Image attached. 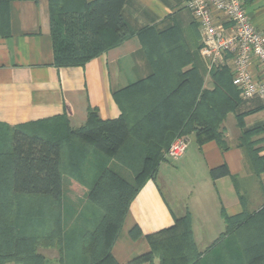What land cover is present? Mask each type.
I'll use <instances>...</instances> for the list:
<instances>
[{
    "label": "crops",
    "instance_id": "0c3cea01",
    "mask_svg": "<svg viewBox=\"0 0 264 264\" xmlns=\"http://www.w3.org/2000/svg\"><path fill=\"white\" fill-rule=\"evenodd\" d=\"M187 1L125 0V37L83 65L63 67L53 62L49 0H11L8 30L0 34V173L3 159L10 155L11 129L15 126L65 118L69 128L76 130L86 123L89 109H95L102 119L119 116L113 91L153 72L139 37L147 28L156 33L177 28L184 52L170 59L184 60L182 71L194 67L202 79V90H213V79L198 50L199 28ZM242 2L255 28L264 33V0ZM228 60L230 64V55ZM251 71L256 79L264 78L258 63H253ZM237 97V104L218 129L219 139L199 143L191 131L182 157L174 159L167 151L163 153L155 176L143 183L131 201L112 245L111 253L119 264H149L151 247L146 235L171 227L186 212L197 249L205 251L226 229L223 213L235 216L262 207L264 170L257 171L241 140L243 131L264 126V101L244 99L239 92ZM254 136L251 140L258 142L255 149L264 156V129ZM171 159L181 161L191 181L169 178ZM112 165L109 163L110 169ZM162 170L169 171L168 178ZM134 227L139 230L135 238L130 235ZM152 263L159 264V259L153 257Z\"/></svg>",
    "mask_w": 264,
    "mask_h": 264
},
{
    "label": "trees",
    "instance_id": "16d2710c",
    "mask_svg": "<svg viewBox=\"0 0 264 264\" xmlns=\"http://www.w3.org/2000/svg\"><path fill=\"white\" fill-rule=\"evenodd\" d=\"M10 1L0 0V34H6L8 30ZM65 1L49 0L55 65H83L125 37L122 17L125 0ZM139 37L153 72L124 89L113 91V98L121 111L119 116L102 119L95 109H89L86 123L76 130L67 124L63 139L32 131L31 126L39 122L15 126L11 129L10 155L3 159L0 173L1 221L18 213L17 205L25 196L48 197L57 201L62 191L64 158L69 157V163L76 169L84 157V150L78 145L89 146L91 156L105 160V167L92 187L97 189L95 198L109 199L102 204L106 206L105 217H108L104 227L108 234H112L108 244L102 241V234L95 239L90 264H119L111 248L128 207L143 183L155 176L163 153L172 140L191 131L195 132L199 143L219 139L218 129L222 120L238 102L239 91L232 84L229 68L212 69L210 75L214 88L202 90V79L194 67L182 71L186 62L170 59L184 52L177 28L161 33L147 28ZM91 42L93 45H89ZM154 47L171 68L158 70L155 67L149 52V48ZM238 123L243 127L241 118ZM262 129L264 126L243 131L241 140L248 147L259 172L264 170V156L252 147L250 139ZM113 159L132 172L133 182L109 168L108 162ZM223 215L226 229L205 251L197 249L188 212L176 218L171 227L146 235L151 247L147 254L149 264H153V257L159 259V264H166L164 250L159 249L158 242L170 236L181 239L184 245L177 256V264H264V204L254 213ZM138 234L136 227L130 231L133 238ZM21 240L17 237L12 243L16 251L23 247ZM5 254L0 251V264H3Z\"/></svg>",
    "mask_w": 264,
    "mask_h": 264
},
{
    "label": "rangeland",
    "instance_id": "374dc122",
    "mask_svg": "<svg viewBox=\"0 0 264 264\" xmlns=\"http://www.w3.org/2000/svg\"><path fill=\"white\" fill-rule=\"evenodd\" d=\"M65 2L72 3L73 0ZM89 45H93V42ZM149 52L158 70L171 68L167 61L161 59L157 47L149 48ZM67 124L62 118L45 120L32 125L31 130L51 138L63 139L66 136ZM251 139L252 147L255 148L258 142ZM189 140L191 138L188 137V145ZM78 147L84 150V157L76 169L69 163V157L64 158L63 185L57 201L48 197L25 196L17 205L18 213L10 215L6 220H0V251L6 252L7 257L3 264H90V252L94 250L95 239L102 234L104 239L102 241L108 244L112 233L108 234L104 227L105 219L108 217H105L106 206L102 202L109 199L95 198L97 189L94 190L92 187L106 162L102 157L91 156L89 146L81 144ZM170 161L171 174L169 176V171L162 170L161 174L164 177L169 176L176 182L190 180L181 161L172 159ZM111 162L113 163L111 167L117 174L133 182V174L126 166L124 168L115 159L109 160L108 165ZM17 237L23 239L21 240L23 247L16 251L12 243ZM30 243L34 245L30 246ZM158 246L164 250L166 264L178 263L177 256L184 247L181 239L176 240L174 236H170L163 242H158Z\"/></svg>",
    "mask_w": 264,
    "mask_h": 264
},
{
    "label": "built area",
    "instance_id": "2783aa9c",
    "mask_svg": "<svg viewBox=\"0 0 264 264\" xmlns=\"http://www.w3.org/2000/svg\"><path fill=\"white\" fill-rule=\"evenodd\" d=\"M186 7L198 25L199 54L207 70L229 68L232 84L242 98L264 101V78L256 79L251 71L253 63L264 70V33L251 22L242 0H188ZM187 146V135H178L170 143L168 154L178 159Z\"/></svg>",
    "mask_w": 264,
    "mask_h": 264
}]
</instances>
